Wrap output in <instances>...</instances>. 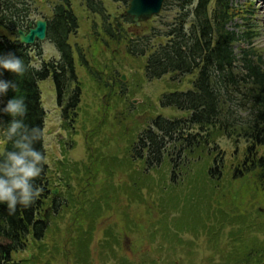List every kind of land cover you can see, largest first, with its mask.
Instances as JSON below:
<instances>
[{"label":"rangeland","instance_id":"obj_1","mask_svg":"<svg viewBox=\"0 0 264 264\" xmlns=\"http://www.w3.org/2000/svg\"><path fill=\"white\" fill-rule=\"evenodd\" d=\"M103 2L109 16H119L124 9L112 0ZM54 3L34 0L31 20L49 19ZM235 5L249 11V21L239 16L230 29L253 36L251 46L245 37L235 45L237 55L243 49H253L256 56L264 54V0H236ZM73 7L79 31L70 43L76 52L77 47L81 49L90 66L82 65L75 54L82 87L75 117H64L52 78L39 83L46 111L44 145L49 180L64 207L55 214L51 201H47L42 213L45 219L50 210L47 235L41 241L30 238L27 248L13 255L16 264H75L79 258L78 264H258V251H264V187L253 174L241 180L228 177L221 190L213 193L202 175L204 185L197 187L192 172L188 183L196 188L194 192L166 195L170 181L165 176L162 180L167 185H151L143 172L136 171L140 166L130 163L133 152L129 145L151 117L180 115L163 108L161 96L169 90L189 89L193 77L173 82L168 75L149 81L144 71L146 60L130 56L124 43L111 41L103 31L102 17L88 12L83 0H75ZM123 23L129 32L147 30ZM36 47L32 59L35 66L43 58L57 60L60 56L49 39L39 42L42 56ZM218 143L230 172L243 159L246 144L226 137L219 138ZM3 146L0 140V153ZM192 160L193 164L211 163L207 154L197 153ZM194 170L199 169L194 166ZM209 188L211 197H205ZM134 191H141L137 202L145 201L138 204L131 200ZM191 198L201 205L194 207ZM202 212L210 217L206 231L194 227H201ZM81 228L93 229L89 257L84 261L82 237L71 245ZM104 248L108 252L104 253ZM72 249L74 253L69 254Z\"/></svg>","mask_w":264,"mask_h":264},{"label":"trees","instance_id":"obj_2","mask_svg":"<svg viewBox=\"0 0 264 264\" xmlns=\"http://www.w3.org/2000/svg\"><path fill=\"white\" fill-rule=\"evenodd\" d=\"M54 1L53 14L48 19V39L55 44L60 58L44 60L37 67L32 64L34 46L21 43L16 36L19 30H29V25L35 21L31 20L33 0H0V57L11 53L22 58L27 69L23 75L16 76L0 68V80L15 84L14 89L9 87L3 94L0 108L9 99L23 98L27 105V113L22 118L24 123L29 127L39 126L43 132L46 111L39 87L41 81L53 79L58 102L61 105L66 102V119L75 117L82 96L76 72V50L70 43L71 36L79 29L74 0ZM83 1L90 12L102 16L103 31L111 41L124 43L130 56L146 59L145 73L149 81L168 75L173 82L185 76L193 77L189 89L170 90L162 95V107L180 115L152 118L149 126L129 145L133 152L130 163L140 166L136 171L145 174L147 183L162 186L167 185L166 180L170 181L166 195L194 192L196 188L188 183L193 172L197 187L204 185L200 180L202 175L205 185L218 193L228 177L241 180L253 174L264 187V54L256 56L253 49H243L237 55L235 45L245 37L251 46L252 35L248 32L239 35L230 29L239 16L248 21L245 17L248 12L244 15L235 5L236 0H166L161 14L144 24L145 32L138 33L123 27L122 22L133 24L129 16L113 23L102 0ZM112 1L127 7L131 0ZM36 50L37 54H42L39 47ZM77 53L81 64L90 68L78 47ZM11 119L0 113V121L5 126ZM221 137L246 144L243 159L230 172L226 170L225 154L219 147ZM1 139L4 146L0 157L12 149L11 141L2 136ZM35 147L46 155L44 138ZM197 153L207 154L211 163L196 161L193 164L192 158ZM194 166L198 167L197 172ZM156 174L161 177H155ZM129 178L133 180V175ZM34 184L41 193L30 206L18 205L15 212L10 213L7 205L0 203V264H16L13 255L25 250L30 238L41 241L46 237L50 225L42 219V213L48 200L55 214H60L64 207L52 192L47 163ZM211 188L205 192V197H211ZM140 193L134 191L130 199L137 202ZM191 199L194 207L201 205L200 201ZM204 214L202 212L201 227L194 226L201 231H206L210 218ZM232 217L230 215L229 219L234 221ZM81 229L77 230L79 233L71 240V245L82 237L79 240L85 248L81 254L84 261L89 257L87 249L92 243L93 229ZM80 261L81 258L77 259L75 264ZM256 261L264 264V251H258Z\"/></svg>","mask_w":264,"mask_h":264},{"label":"clouds","instance_id":"obj_3","mask_svg":"<svg viewBox=\"0 0 264 264\" xmlns=\"http://www.w3.org/2000/svg\"><path fill=\"white\" fill-rule=\"evenodd\" d=\"M0 68L16 76L27 70L23 59L11 53L0 57ZM9 87L14 89L15 84L0 80V94L6 93ZM0 113L12 117L6 126L0 121V136L12 142V149L0 157V203L6 204L13 213L18 205L30 206L41 193L34 180L40 177L47 157L35 144L43 139L44 133L39 126L29 127L24 123L27 105L23 98L9 99Z\"/></svg>","mask_w":264,"mask_h":264},{"label":"water","instance_id":"obj_4","mask_svg":"<svg viewBox=\"0 0 264 264\" xmlns=\"http://www.w3.org/2000/svg\"><path fill=\"white\" fill-rule=\"evenodd\" d=\"M166 0H131L124 15L132 17L135 25L141 27L144 22H148L154 15L161 12ZM20 41L24 44H34L36 40L43 41L47 37V21L39 20L36 26L28 33L19 31ZM48 218V212L46 215Z\"/></svg>","mask_w":264,"mask_h":264}]
</instances>
